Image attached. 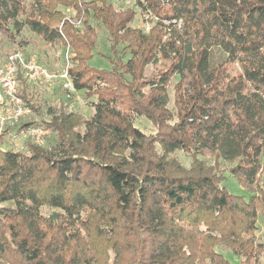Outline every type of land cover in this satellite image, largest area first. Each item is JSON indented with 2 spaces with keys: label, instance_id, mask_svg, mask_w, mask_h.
Returning a JSON list of instances; mask_svg holds the SVG:
<instances>
[{
  "label": "trees",
  "instance_id": "16d2710c",
  "mask_svg": "<svg viewBox=\"0 0 264 264\" xmlns=\"http://www.w3.org/2000/svg\"><path fill=\"white\" fill-rule=\"evenodd\" d=\"M59 5L71 14L62 18ZM120 6L0 0V34L22 51L26 31L63 45L75 90L94 109L84 117L50 105L20 73L18 95L41 119L0 129V264H260L264 0ZM146 15L149 32L132 26ZM101 28L112 37L110 69L90 64ZM138 115L157 133H144ZM32 126L50 130L44 143L10 146ZM228 174L248 196L229 190Z\"/></svg>",
  "mask_w": 264,
  "mask_h": 264
},
{
  "label": "rangeland",
  "instance_id": "374dc122",
  "mask_svg": "<svg viewBox=\"0 0 264 264\" xmlns=\"http://www.w3.org/2000/svg\"><path fill=\"white\" fill-rule=\"evenodd\" d=\"M111 2H120V7H128V4L125 3L124 0H109ZM133 0L131 4L133 5ZM117 5V4H116ZM119 6V5H118ZM58 10L62 12V18L65 15H70L71 11L67 7L63 5L57 6ZM141 15V14H139ZM145 20H143L142 16H137L135 21L133 22V27H144L143 29L147 32V27H151L154 25L152 19L144 17ZM148 21V22H146ZM153 23V24H152ZM24 40L29 41V45L25 47L23 50L24 52L29 55V56H34L42 65L46 66L48 69H50L54 73H58L61 69L63 64L65 63V57L64 53H67V49L61 45V44H56V45H47L45 44L37 35L33 34L31 31H26L24 34ZM111 43H112V37L110 33L105 30V28H101L98 30V41L95 47V53L94 57L90 59V64L94 66L95 68H100V69H110L111 64L109 63V59L112 58L113 56V51L111 49ZM20 49L19 47L15 46L14 43H12L6 36L0 34V64H2L10 53L13 51ZM157 72L156 66L153 64L148 65V69H146V75L149 77L152 76V74ZM179 80L178 75H174L169 83L168 86V92L170 95L171 99V104L170 107H173L174 105V84ZM32 91H37V93L44 99L48 101L50 105H57L59 104L60 101L66 102L68 105V108L70 110H74L78 112L80 115L84 117H89L94 113V109L92 105L90 104V100H88L85 97L84 91H77L75 90L71 97H68V95L63 91L61 87V83L59 80L55 79L54 81L50 83H44V84H39V85H31ZM11 106H5V107H0V121L1 119H4V126L2 127L0 124V129H3L6 125H12L11 118L9 113V109ZM43 114L46 116V108L44 107L43 109ZM41 119V116L36 114L35 112H29L28 114H25L20 117V120L17 123H14L18 125L21 122L24 121H39ZM136 125L146 134L148 135H154L157 133V125L147 118L146 116L138 115L136 117ZM47 134H43V139ZM33 141L34 143L37 144L35 141L34 137L29 136L24 132L19 138H17L11 147H13L16 150H22L25 151L27 150L28 142ZM41 143H44L42 141ZM40 143V144H41ZM173 156H175L176 159L185 167H189L192 162L193 158L189 156V154L177 150ZM201 159L206 161L208 164L213 163V158L209 155L206 154L205 156H200ZM226 165V164H224ZM229 190L233 193L237 194H245L248 196V193L246 190L237 183V181L229 176L228 174V179L226 182ZM13 202L8 201V202H3L1 206H12ZM43 210L45 212H51L53 211L52 208L50 207H43ZM257 236L260 237L261 239L264 238V228L260 225V228L257 231ZM226 256H229L233 261H237V258H235L230 251L225 250L224 251ZM12 255V254H11ZM10 258V257H9ZM5 264V262H2ZM7 264V263H6ZM260 264H264V255L260 259Z\"/></svg>",
  "mask_w": 264,
  "mask_h": 264
},
{
  "label": "built area",
  "instance_id": "2783aa9c",
  "mask_svg": "<svg viewBox=\"0 0 264 264\" xmlns=\"http://www.w3.org/2000/svg\"><path fill=\"white\" fill-rule=\"evenodd\" d=\"M124 1L128 5L132 2V0ZM145 17L148 18L149 16L146 15ZM149 28L150 26L147 27V30ZM70 65V61L66 57L65 66L56 74L42 65L34 56H27L22 50H15L6 57L4 62L0 64V107L11 106L8 114L12 125L17 123L21 116L30 112V109L24 105L23 99L18 95L20 73L33 85L61 79L63 87L69 91L68 97H70L75 91L69 70ZM0 124L2 127L4 126V119H1ZM49 131V129L41 126H32L27 129L26 134L34 137L35 141L40 144L43 141V134H47Z\"/></svg>",
  "mask_w": 264,
  "mask_h": 264
}]
</instances>
